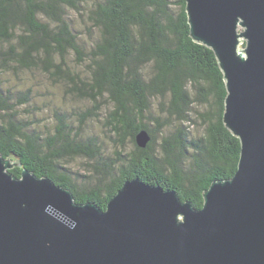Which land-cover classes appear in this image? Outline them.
Returning <instances> with one entry per match:
<instances>
[{
	"label": "trees",
	"instance_id": "trees-1",
	"mask_svg": "<svg viewBox=\"0 0 264 264\" xmlns=\"http://www.w3.org/2000/svg\"><path fill=\"white\" fill-rule=\"evenodd\" d=\"M33 72L89 105L75 119L57 112L53 132L39 131L19 113L33 104L32 84L10 82ZM226 94L214 52L190 36L185 0H0V153L21 163L9 169L16 177L27 168L77 203L105 209L138 177L200 209L210 183L237 169ZM74 158L85 159L89 181L68 170Z\"/></svg>",
	"mask_w": 264,
	"mask_h": 264
},
{
	"label": "water",
	"instance_id": "water-1",
	"mask_svg": "<svg viewBox=\"0 0 264 264\" xmlns=\"http://www.w3.org/2000/svg\"><path fill=\"white\" fill-rule=\"evenodd\" d=\"M185 11L223 73L234 174L210 183L200 209L138 177L102 209L27 168L16 177L21 163L0 153V264H264V0H185Z\"/></svg>",
	"mask_w": 264,
	"mask_h": 264
},
{
	"label": "rangeland",
	"instance_id": "rangeland-1",
	"mask_svg": "<svg viewBox=\"0 0 264 264\" xmlns=\"http://www.w3.org/2000/svg\"><path fill=\"white\" fill-rule=\"evenodd\" d=\"M75 20L78 21L77 24L79 26V19L75 18ZM244 44V40L241 39L238 49H243ZM21 76L25 79L24 84L15 77H11L10 82L15 84L16 89L24 87L27 84H32L34 97L32 106H27L26 104L21 105L19 113L22 116L28 117L29 120H32L33 126L39 131L47 132L49 130V132H53V127L56 123L55 114L57 112L66 113L67 115L73 116L72 119H75V113L89 105L88 102L76 99L71 94H64L61 86L53 85L38 72L25 73L21 74ZM93 124L92 130L99 134L101 132L100 124ZM190 129L193 134L198 131L193 126ZM10 161L11 163L15 162V159L13 160L11 157ZM84 163L85 159L74 158L65 165L73 177L79 181L86 182L89 180L80 176L86 173Z\"/></svg>",
	"mask_w": 264,
	"mask_h": 264
}]
</instances>
